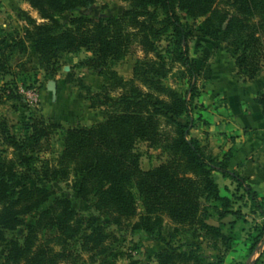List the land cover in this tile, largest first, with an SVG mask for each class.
<instances>
[{"label": "trees", "instance_id": "1", "mask_svg": "<svg viewBox=\"0 0 264 264\" xmlns=\"http://www.w3.org/2000/svg\"><path fill=\"white\" fill-rule=\"evenodd\" d=\"M121 1L128 6L120 14L90 17L73 12L95 0H26L41 21L19 9L25 25L0 32V80L6 75L13 80L3 81L0 94L14 92L9 88L17 83L12 56L25 52L27 44L37 56V66L50 76L61 65L62 55L84 50L88 54L78 64L95 71L102 83L93 91L79 79L78 87L88 94L91 107L102 108L104 115L90 125L63 126L35 117L21 124L34 150L43 142L47 150L54 136L60 142L55 157L44 159L37 169L31 168L32 156L24 151L26 141L19 144L0 118V144L12 148L10 157L0 158V243L17 227L25 230L21 240L8 239L0 264H87L109 250L111 233L97 224L98 217L80 214L68 198L54 196L41 181L70 180L77 197L106 215L109 224L154 235L165 245L155 253L158 264H222L220 256L209 261L198 254L199 243H186L185 251L171 243L183 230L194 239H220L229 248L230 236L207 222L211 211L220 219L232 215L242 220L244 213L235 202L248 200L264 218V196L228 169L225 159L189 136L197 94L191 79L197 71L188 50L194 31L212 40L221 38L237 74L255 79L264 68V0ZM162 40L166 45L160 51ZM136 50L141 56L131 78L125 79L114 67ZM20 65V70H27L26 63ZM174 66L191 80L185 90L166 83ZM27 77L20 81L25 83ZM255 100L264 116V91ZM138 142L159 149L166 155L164 162L147 170L140 167ZM215 172L235 183L233 192H219ZM165 218L173 224L168 237L162 234Z\"/></svg>", "mask_w": 264, "mask_h": 264}, {"label": "rangeland", "instance_id": "2", "mask_svg": "<svg viewBox=\"0 0 264 264\" xmlns=\"http://www.w3.org/2000/svg\"><path fill=\"white\" fill-rule=\"evenodd\" d=\"M128 6L127 2L121 0H95V2L87 8H81L73 12V15H86L90 17L109 16L120 14ZM26 10L33 18L40 22L38 14L29 6L26 0H0V32L13 29H21L25 22L19 18L18 10ZM180 13L181 21L186 22V19ZM69 14H65L62 18L67 19ZM166 42H160L159 50L163 51ZM189 54L196 60L197 76L195 79L196 97L201 88L206 87L208 81L204 78L206 69L213 71L214 60L224 61V52L227 57H231L225 49V43L221 38L212 40L204 37L199 32H193V38L189 42ZM88 53L81 50L77 53L64 54L60 58L61 65L52 75L46 74L43 68L37 66V56L31 46L27 44L25 52L12 56V71L17 73L15 80L16 86L12 83L9 88L14 92L12 94H0V118L5 122L6 131L9 135L15 134L20 144V140L26 141L24 151L27 155L32 156L30 160L31 168L37 169L44 159L52 160L60 148V142L57 136H54L49 141V147L44 150L45 143L41 145V149H33V143L27 137V134L19 128L21 124L26 123L30 117L43 118L46 120L56 121L55 116L63 121V126L77 124H91L98 122L103 115L102 108L91 107L88 94L78 87V80L81 79L93 91L98 90L100 86H96L100 76L95 71L80 66L78 63ZM141 56V52L136 50L128 54L123 60L115 65V70L125 79L132 76V69L137 57ZM232 58V57H231ZM233 59V58H232ZM234 60V59H233ZM19 62V63H18ZM26 63L27 70H20V63ZM214 66V67H213ZM178 66H174L167 76L166 83L181 90H185L189 86L187 77H183L178 73ZM208 70V71H209ZM27 71V72H26ZM28 75L25 83H22L21 77ZM208 73V72H207ZM101 83H102V77ZM12 80L10 75H6L0 80V85L3 81ZM54 80L56 86L62 91L68 93V103L65 102L64 96L58 99H53L51 91L47 89V82ZM13 81V80H12ZM19 88L32 90L38 95L36 105L27 101L26 97L19 91ZM69 107V109L67 108ZM198 104L195 103V108ZM203 108V106L201 105ZM194 108V109H195ZM194 109L191 116L195 117ZM182 123L185 119L178 118ZM197 125L189 129V136L197 137ZM197 139V138H196ZM204 142L205 139L199 138ZM201 142V143H202ZM204 145V144H203ZM206 151L211 152L210 147L206 146ZM136 151L140 153V167L147 170L158 165L166 159V155L161 153L159 149H152L145 142L136 144ZM12 148L6 143L0 144V158L10 157ZM214 179L220 187L221 194H230L235 189V183L227 178H223L219 173H213ZM33 184L32 181H29ZM48 187L54 192V196L66 197L71 201L72 206L82 215L90 217H98L97 224L104 225L105 231L111 233V237L107 240L111 242L109 250L104 255L96 257L95 261L87 262V264H158L155 258V253L165 247L164 243L154 238V235L143 231H132L128 227L118 228L113 224H109L107 216L96 212L88 203L79 199L76 195V190L72 186L70 180L55 179L51 182L40 183ZM225 187L228 190H225ZM45 204L43 207H45ZM234 207H240L244 213L242 220H236L232 215H227L221 219L217 217V213L211 211V216L207 218V222L215 226L221 227L222 232L226 236H230L228 242L229 248H225L224 242L220 239H194L190 231H179L174 239L171 240L172 246L178 247L180 251H185L186 243H199L200 250L198 254L209 261H216L215 257L220 256L222 264H264V218L258 212L254 211L249 205L248 200L236 201ZM37 213L34 214V216ZM33 216L27 217L26 221H30ZM173 226L168 219L165 218L162 234L168 237V232ZM25 234L24 227H17L15 230L7 233V239L0 243V260L3 259L6 248H8V239H22ZM260 235L258 241L255 237ZM115 238V240L112 239ZM113 240V241H112ZM73 247H78V240H75ZM85 256V255H84Z\"/></svg>", "mask_w": 264, "mask_h": 264}, {"label": "crops", "instance_id": "3", "mask_svg": "<svg viewBox=\"0 0 264 264\" xmlns=\"http://www.w3.org/2000/svg\"><path fill=\"white\" fill-rule=\"evenodd\" d=\"M223 54L225 62L214 60L213 71L206 69L203 76L208 83L195 99L198 107L193 113L198 128L194 137L205 139L202 144L264 196V116L255 100L256 94L264 91V68L255 79L244 80L237 74L234 60ZM100 85L99 77L96 86ZM56 89V99L64 96L69 105L68 93ZM55 120L63 125L59 117Z\"/></svg>", "mask_w": 264, "mask_h": 264}, {"label": "built area", "instance_id": "4", "mask_svg": "<svg viewBox=\"0 0 264 264\" xmlns=\"http://www.w3.org/2000/svg\"><path fill=\"white\" fill-rule=\"evenodd\" d=\"M19 91L26 97L27 101L36 105L38 102V95L32 90L19 88Z\"/></svg>", "mask_w": 264, "mask_h": 264}, {"label": "water", "instance_id": "5", "mask_svg": "<svg viewBox=\"0 0 264 264\" xmlns=\"http://www.w3.org/2000/svg\"><path fill=\"white\" fill-rule=\"evenodd\" d=\"M56 88H57V86H56V82L54 80H49L47 82V89L51 91L53 99H55V97H56V90H57Z\"/></svg>", "mask_w": 264, "mask_h": 264}]
</instances>
